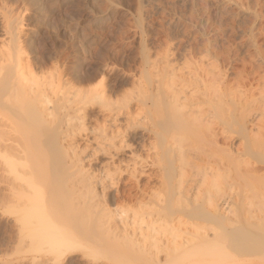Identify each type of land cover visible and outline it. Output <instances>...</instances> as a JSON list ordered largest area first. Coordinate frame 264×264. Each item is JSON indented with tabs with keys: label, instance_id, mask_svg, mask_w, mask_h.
Instances as JSON below:
<instances>
[{
	"label": "bare ground",
	"instance_id": "6f19581e",
	"mask_svg": "<svg viewBox=\"0 0 264 264\" xmlns=\"http://www.w3.org/2000/svg\"><path fill=\"white\" fill-rule=\"evenodd\" d=\"M13 27L8 41L0 37V212L15 221L17 250L117 249L139 264H190L222 247H231L227 258L264 255L260 65L256 87L218 88L210 72L208 84L193 72L178 79L170 68L141 95L107 91L104 79L78 92L62 73L40 78L44 70L25 58L21 27ZM159 116L165 119L156 122ZM187 132L210 137L209 151L176 149L173 139ZM235 134L244 141L240 153L219 148V136L227 144ZM188 163L196 173L184 183ZM237 182L244 192L234 203L228 190ZM89 236L98 241L82 240Z\"/></svg>",
	"mask_w": 264,
	"mask_h": 264
},
{
	"label": "rangeland",
	"instance_id": "374dc122",
	"mask_svg": "<svg viewBox=\"0 0 264 264\" xmlns=\"http://www.w3.org/2000/svg\"><path fill=\"white\" fill-rule=\"evenodd\" d=\"M17 25V28L21 27V40L27 54L25 58L28 57L27 60L38 71L44 70L43 73L39 71L38 76L59 79L62 73L63 77L73 81V88L78 92L102 87L100 83L106 80L107 91H120V96L129 93L141 95L148 91L151 80H160L161 74L169 72L170 68H174L177 78L193 72L195 81L199 75L210 79L211 75L207 77L210 72L212 76L216 75L215 85L219 84L218 88H222L223 84L236 88L239 81L242 82L240 84L256 87L259 77L254 74L255 70L259 71L260 65L263 68V71L260 68V74L264 72V0H0L1 39L8 41L6 30ZM262 52L263 56L260 55ZM196 69L199 73L195 72ZM208 84H211L210 80ZM135 114L140 116L139 120L144 117V113ZM160 119L165 118H155L156 122ZM251 127L253 131H248L258 134L256 127ZM185 135L181 133L184 139L180 134L173 139L176 149L179 145V149L187 152H183L184 155L190 153L194 156L193 150L198 147L209 151L210 137L206 139V135L198 132H187ZM220 137L222 135L219 136V148L229 149L235 155L237 151L241 152L239 146L241 149L244 143L241 135L235 134L232 140H226L227 144ZM189 144L191 148H188ZM215 152L221 154L218 149ZM189 164L184 170L187 176L184 183L191 173H196ZM261 165L257 164V171L264 173V166ZM237 183L238 186L228 190L229 193L234 190L236 194L233 192L230 196L226 192L234 203L244 192L241 182ZM231 202L226 200L232 211L236 207ZM256 215L258 217L252 214L254 221L256 217H262H259L260 213ZM15 225L11 216H2L0 212V264H139L137 259L132 262L134 256L130 257L131 253L124 252L125 256L117 249H85L81 245L64 255L46 248L34 250L32 245L17 250ZM82 240L98 241L91 236L82 237ZM226 248L196 256V261L200 258L196 264H264V255L259 254H256L258 258H249L250 263L238 253L234 255L233 251V254L229 251L233 257L229 255L232 258H227L226 252L231 247ZM192 260L190 264H195Z\"/></svg>",
	"mask_w": 264,
	"mask_h": 264
}]
</instances>
